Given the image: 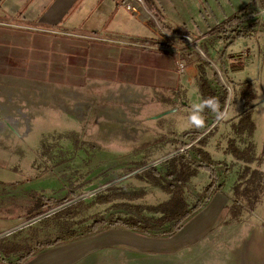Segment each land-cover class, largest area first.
I'll return each mask as SVG.
<instances>
[{"label": "rangeland", "instance_id": "1", "mask_svg": "<svg viewBox=\"0 0 264 264\" xmlns=\"http://www.w3.org/2000/svg\"><path fill=\"white\" fill-rule=\"evenodd\" d=\"M251 15L248 9L242 17L246 19ZM245 22H249V19ZM229 24L223 23L203 36L194 34L192 37L196 38L184 43V62L179 60L184 66L186 61L195 63L196 67L204 62L206 79L216 93L226 100L228 92L225 85L232 86L224 118L202 138L199 137L218 119L214 113L207 115L210 123L207 122V127L203 129L187 123L186 117L191 106L201 102L198 84L185 82L184 100L188 106L180 102L172 108L162 97L164 93L160 100L155 96L153 98L150 94L153 88L140 87L133 80L114 78L133 86L145 96L125 90L91 94L80 91V78H72L77 88L65 86L64 71L54 75L55 70H52L50 79L54 82H50L49 77L41 74L49 72L48 64L44 61H36L34 66L28 60L24 61V66L21 61L18 64L17 47L10 46L7 62L0 55V67L7 64L13 72H16L17 67L35 70L20 78L9 76L12 82L9 88L16 92L21 90L20 85L16 84L19 79L33 87L25 93H11L0 83V92L4 96L0 103V135L4 139L0 144L5 145L10 152L7 160L11 167L5 173L0 170V182L11 178L21 181L24 178L22 182L27 185L23 190L40 192L34 196L28 195L18 206L13 205L12 196L4 193V197L0 198V229L12 223L5 218L8 217L6 212L23 214L24 222H27L45 214V211L63 207L8 235L0 241V246L4 250L27 253L57 239L95 240L100 235L104 237L113 232L121 240L117 244L120 264H264V195L253 210L241 211L239 216L234 217L229 208L232 204V188L245 163L228 154L231 142L240 149L249 150L252 147L256 161L251 164V169L264 173V52L260 54L254 70H234L238 67L230 65L225 72L222 62L215 60L218 55L211 54L209 50L212 42L209 36L232 33L235 29ZM12 25L7 27L10 37L18 31L17 24ZM241 27L244 28L243 25ZM161 28L164 29L162 25ZM30 30L22 29L31 36L45 32L34 28ZM241 47V41L235 43L226 50L227 57L238 55ZM224 49L222 47L219 51ZM199 51L212 63L206 61ZM252 52L257 53V49H252ZM167 55L163 66H154L153 70L143 69L146 67L137 62L134 68L137 72L146 70L145 73L150 74L139 76L137 82L147 85H162L165 82L168 87L177 88L180 80L175 73V59L171 54ZM240 58L242 54L238 59L236 57L237 60ZM102 65L118 67L110 62ZM39 72L41 76L36 75ZM243 81L253 84L256 98L252 111L254 131L251 138L235 134L230 122L238 121L237 117L245 111V103L237 96L239 91L236 93L233 84ZM200 150L207 152L212 160L213 165L210 167H213L216 176L214 188L222 187L219 193L224 196L220 201L208 199L204 194L212 179L209 172L202 169L203 165H208L199 158ZM177 151H180L178 156L184 158L188 173L198 172L195 177L183 183H179L175 177H168L173 168L179 171L183 165L181 162H171L172 158L161 160L151 167L156 170V175L152 174L150 168L135 173ZM168 185H172L175 194L180 193L189 207L201 201L203 208L184 224H198L194 233L181 229L169 235L175 222L163 224L160 221L162 215L157 212L158 207L172 197L166 193L165 187ZM95 191L97 193L93 196L70 204L74 199ZM108 195L118 200L101 204L99 197ZM124 198L136 199L130 201ZM117 217L148 220L153 229L144 233L106 223ZM96 220L101 223L99 230L90 231L89 227Z\"/></svg>", "mask_w": 264, "mask_h": 264}, {"label": "crops", "instance_id": "2", "mask_svg": "<svg viewBox=\"0 0 264 264\" xmlns=\"http://www.w3.org/2000/svg\"><path fill=\"white\" fill-rule=\"evenodd\" d=\"M143 1L147 11L156 20L150 18L153 19L150 21V19L134 16L124 8L122 0H0V55L3 57L2 60L7 62L6 57L8 58L10 46L17 47L18 64L21 61L24 66V61L28 60L29 64L34 66L36 61H44L48 64L49 72H46L45 75L41 73L42 76H47L51 80L52 70H55L54 75L64 71L63 75L66 79L63 83L65 86L77 88L72 78H80V91L91 94L125 90L134 95L139 93L145 96L133 86L120 83L121 81L114 78L133 80L140 87L153 88L150 93L153 98L155 96L160 100L161 94L164 93L165 95L162 97L173 108V105L180 104V102L188 106V102L184 100L183 84L185 82L198 84V69L195 63L185 61V77H180L178 73L177 63L184 62V56H182L184 51L182 50L185 47L184 43L188 42L185 37L194 39L196 38L192 37L194 34L203 36L205 32L216 29L217 26L230 19L242 17L250 9L252 12L250 17L254 19L249 17V22L242 24L244 31L240 33L233 30L229 34L216 33L209 36V41L212 40L209 50L211 54L218 55L215 60L222 62L225 72L230 65L233 68L238 67L234 70L246 69L248 72L254 70L255 63L259 60L262 51L264 52V13H261L264 10L262 8L264 0ZM10 24H17L16 28L18 29L11 37L7 30V27H13ZM159 25H162L172 36L164 35ZM30 28L38 29L39 32L45 30V32L38 36H31V34L22 31V29L31 31ZM52 33L54 35H51ZM240 41L242 42L240 53L228 58L226 50ZM222 47L225 49L221 52L219 50ZM245 49L247 54L237 60ZM252 49H257V53H253ZM167 54H171L175 59V73L180 80L177 88L168 87L165 82L162 85L154 83L147 85L137 82L139 76L149 74L145 73L146 70L137 72L135 70L137 62L142 63V67H146L143 69L153 70L154 66H163L162 62L167 61L164 59V57L168 58ZM108 62L115 63L118 67L102 65L103 63L108 64ZM8 66L5 64L0 67V83L11 93L16 91L9 88V85H12L9 76L20 78L35 72L34 69L25 70L24 67H17L16 72H13ZM258 70L260 71L259 67ZM253 72L252 74H254ZM36 75L41 76L40 72ZM245 82L250 81L233 83L236 93L239 91V86ZM166 83H168L167 80ZM16 84L20 85L21 93L33 88L20 79L16 81ZM228 86L230 87V85ZM181 94L183 98H181ZM3 97L1 91L0 103H2ZM200 98L202 101L201 95ZM253 104L255 106V101ZM17 106H19L18 103ZM176 110L178 109L174 111ZM207 120L210 123L209 117ZM230 122L231 125L237 123L236 120ZM2 138L3 136L0 135V143L3 141ZM9 155L7 147L0 144V170L2 172L11 169L7 160ZM22 181H25L24 178L21 181L12 178L1 181L0 198L4 197V193L9 194L13 198V205L18 206L22 204L24 198L40 194L36 191L23 190L27 184ZM221 197L224 196L218 192L212 198L220 201ZM6 214L8 217L5 216V218L11 220L12 223L5 228L1 227L0 234L25 223L23 214H8L7 212ZM197 227L196 223L194 225L186 224L182 229L194 233ZM101 236L95 240L63 241L52 246L38 247L27 253L9 250L6 252L2 247L0 249V264H120V250L117 246L121 241L120 236L113 232L104 235V237Z\"/></svg>", "mask_w": 264, "mask_h": 264}, {"label": "trees", "instance_id": "3", "mask_svg": "<svg viewBox=\"0 0 264 264\" xmlns=\"http://www.w3.org/2000/svg\"><path fill=\"white\" fill-rule=\"evenodd\" d=\"M238 18H233L231 20H228L226 24L233 22L234 20H237ZM205 63L200 62L197 66V69L200 73L198 77V87L200 90V94L202 97V101L209 97H214L220 102L221 110L224 109V106L226 104L225 97L218 95L216 91L212 88L210 83L205 77ZM239 98L245 103V111L240 115L239 120L237 123H234L231 125V129L234 131L237 135H247L249 138H251L253 131H254V123L252 121V109L254 107L253 102L255 101V94L252 89V84L250 82H245L239 86V92H238ZM213 112L209 110H205V121L207 118V115L212 114ZM207 125V121L206 124ZM207 127V126H206ZM204 127V128H206ZM203 129V128H202ZM206 131V130H205ZM202 141V140H201ZM203 142V141H202ZM205 143V141L203 142ZM205 146V144H204ZM228 154L232 155L235 159L238 161L245 163V168L243 169L242 173L239 175L237 183L232 188V204L229 207L230 212L235 215L234 217L239 216L238 214L241 211L244 210H253L254 205H256L260 199L261 196L264 195V173L259 172L258 170L251 169V164L256 161L255 155L253 153V148H243L240 149L236 146L234 142H231L228 147ZM198 156L200 159H202L203 162H205L208 166H202L204 170L209 172L210 179H212L211 184L206 188L204 194L207 196L208 199H211L213 194L216 192H220L222 187L219 186V188L215 189L214 185L216 182V176L213 172L214 170L210 167L212 166V160L210 158V155L200 150L198 153ZM171 162H181L183 164L179 171H177V168H173L172 172H169L168 177H175L178 179V182L183 183L188 178L195 177L198 172L193 171L192 173H188V169L185 165L184 158L179 157L178 155L173 156L171 159ZM201 169V168H200ZM150 171L152 174L156 175L157 172L154 168H150ZM182 178V179H181ZM157 185H160L159 183ZM166 193L171 195V199L163 204H160L158 207L159 213H161V219L160 221L165 223H171L175 222L173 231L169 234L172 235L174 233L179 232L184 224L192 218L196 213H198L203 206L201 205V201H197L193 206L189 207L187 202L180 197V193L177 194L174 193L172 185H168L165 187ZM180 191V190H179ZM126 199V198H124ZM136 198H130L126 200H135ZM101 204H111L115 200H118L117 197L112 196H105L104 198L99 197ZM47 212V211H45ZM39 215V214H38ZM37 215V216H38ZM113 226H122L128 229L142 231L144 233H149L150 230L153 228L149 224L148 220L143 221L136 218H120L117 217L115 220L111 222H106ZM100 221L97 220L93 222V224L89 227L90 231H98L100 226ZM64 240L57 239L55 242L48 243L43 246H52L55 244L62 243ZM2 246H0V249ZM9 249H5L4 251H8ZM14 251V250H9Z\"/></svg>", "mask_w": 264, "mask_h": 264}, {"label": "built area", "instance_id": "4", "mask_svg": "<svg viewBox=\"0 0 264 264\" xmlns=\"http://www.w3.org/2000/svg\"><path fill=\"white\" fill-rule=\"evenodd\" d=\"M122 5L124 6V8H126V10H128L134 16H137V17H140V18H144V19L153 18L154 20H156L147 11L143 0H122ZM261 13L263 14L264 10ZM247 19H249V17H247L246 19H243V17L242 18L240 17L237 20H234L233 22H231L229 24V27L232 26L235 29V31L242 33L244 30H243V28L241 26ZM160 29H161V31L163 32L164 35L170 37V34H168V32L165 29H162L161 26H160ZM246 54H247V50L245 49L242 52V55L245 56ZM177 67H178V73H179L180 77H185V75H186V67L184 66V64L181 63V62H178L177 63ZM225 86H226V90L228 92V98H229V97H231L232 90L227 84ZM62 103H64V101H62ZM19 113H20L21 116H23L24 119L26 118L24 116V114L21 113V111Z\"/></svg>", "mask_w": 264, "mask_h": 264}, {"label": "clouds", "instance_id": "5", "mask_svg": "<svg viewBox=\"0 0 264 264\" xmlns=\"http://www.w3.org/2000/svg\"><path fill=\"white\" fill-rule=\"evenodd\" d=\"M227 103L228 101H226ZM206 109L216 114L217 119H221L225 115V112L221 110L220 102L214 97H209L191 106V111L186 117L187 123L197 129L205 127L204 113Z\"/></svg>", "mask_w": 264, "mask_h": 264}, {"label": "water", "instance_id": "6", "mask_svg": "<svg viewBox=\"0 0 264 264\" xmlns=\"http://www.w3.org/2000/svg\"><path fill=\"white\" fill-rule=\"evenodd\" d=\"M185 39H187V40H191V39H189V38H187V37H185ZM191 41H192V40H191ZM199 52H200V51H199ZM200 54H201V56H202L204 59H206V61L212 63L210 60L207 59V57H206V55H205L204 53L200 52ZM219 74H220V76H221V73H220V72H219ZM227 101H228V103L225 105L224 110H223V111L225 112V114H226V112H227V110H228V106H229V102H230V97L227 99ZM224 116H225V115H224ZM224 116H223V118H224ZM223 118L216 120V121H215V124H214V125H211V126H210V127H209V128H208V129H207V130H206V131H205V132L199 137V138L204 137V136L206 135V133H208L210 130H212L213 127L216 126V125L218 124V122H219L220 120H222ZM180 151H183V150H180ZM180 151L174 152V153H172V154L166 156L165 158H162V159H160V160H158V161L152 162V163L148 164L147 166L141 168L140 170H138V171L135 172V173H138L139 171L144 170V169H148V168L154 167V166H156L161 160H165L166 158H172L173 156L178 155V154L180 153ZM96 193H97V191H95V192H91V193L88 194V195H84V196H82V197L76 198V199H74L73 201H71L70 204H72V203H76V202H78V201H80V200H83V199H85L87 196H90V197H91V196H93V195L96 194ZM62 208H63V207L55 208L54 210H52V211H50V212H46L45 214H43V215H41V216H39V217H36V218H34V219H32V220H30V221H28V222H25L24 224H21L20 226L16 227L15 229H12V230H10V231L4 232V233L0 234V239L4 238V237H6V236H8V235H10V234H12V233H14V232L20 230V229H23V228H25V227H27V226H29V225L35 223V222H38V221H40L42 218H45V217H47V216H49V215H51V214H54L56 211H59V210L62 209Z\"/></svg>", "mask_w": 264, "mask_h": 264}, {"label": "bare ground", "instance_id": "7", "mask_svg": "<svg viewBox=\"0 0 264 264\" xmlns=\"http://www.w3.org/2000/svg\"><path fill=\"white\" fill-rule=\"evenodd\" d=\"M8 127L12 128L10 124H9V126H8Z\"/></svg>", "mask_w": 264, "mask_h": 264}]
</instances>
